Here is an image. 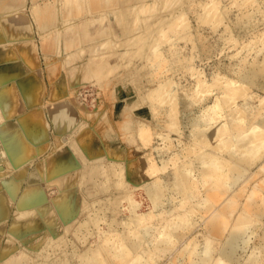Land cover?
Instances as JSON below:
<instances>
[{
	"label": "bare ground",
	"instance_id": "6f19581e",
	"mask_svg": "<svg viewBox=\"0 0 264 264\" xmlns=\"http://www.w3.org/2000/svg\"><path fill=\"white\" fill-rule=\"evenodd\" d=\"M173 1L32 0V18L26 11L27 0H0V63L2 61L13 63L0 69V178L5 177L6 174L9 176L8 181L5 177L0 189V223L8 217L9 205L18 196L21 183L26 178L28 163L35 155H39L41 146L45 142L49 143V149H51V153L43 156L44 158L38 162L37 166L35 165V169L26 178V188L17 200L18 203L14 202L23 219L22 224L15 220L9 230L20 239L39 236L34 238L29 246L23 248L13 245L12 241H5L0 246L3 264H22L35 248L56 251L63 242H66L65 245L69 246L73 255L78 257L82 264H105L103 254L113 258V264H126L124 261L126 250L139 248L146 239V232H141L138 239H128L126 231L120 235L124 239L123 245L117 244L112 247L105 243L103 252L100 250L102 247L93 248L89 243L91 235L93 237L95 231L102 230L100 225L106 214L99 213V209L106 200L109 198L111 201L126 200L131 212L132 224L138 226L151 217L161 218L163 212L158 213L155 210L164 203L162 199L165 191L172 190L174 194H180L183 197L182 200L180 199L181 206H184L186 198L189 199L191 194H194V188L197 187L201 178L199 180L195 178L194 170L197 169L191 167L190 162L178 166L176 173L171 177L164 174L169 161L165 160L162 165H158L155 157L140 153L141 147L147 145L154 134V127L150 120L143 117V108H149L155 116L159 113L155 100L170 105V112L175 111L180 105L171 82L149 85L142 97L138 96L139 93L136 98L127 97L121 106L118 101L115 102L118 97V85H126L125 78L128 71L138 73L139 67L135 65L127 68L131 60L138 58L136 62L142 64L140 66L143 68L149 60L154 59L155 55H161L160 41L163 36L160 34L163 32L159 30L160 32L157 33V29L177 25L184 29L188 26L191 28L184 8L182 9L184 12H180L182 14L173 12V8L169 11V7L174 4ZM179 1L181 0H176L175 3ZM225 17V13L220 9L219 0L207 1L204 4V12L200 14L201 20L206 23L212 19L220 22ZM28 18L30 21L27 24L23 20ZM154 25L157 27L154 28ZM34 31L39 34L42 41L43 58L41 59L39 58L40 48L34 42ZM173 39L175 43V38ZM146 49L148 53L144 52ZM151 50L154 51L151 52ZM42 63L46 66V74L43 72ZM150 72L152 74V71L146 70L143 74L147 76ZM259 72L264 73V58L255 60L251 74L246 76L253 82L255 75ZM29 73L37 74L38 80L25 81L26 77L21 79ZM137 78L133 75L128 82H136ZM196 78L197 92H207L208 88L215 83H220L221 88L224 89V94L218 95L214 103L208 106L207 112L203 113L205 114L204 124L202 120L197 122V119L191 128V134L198 147L212 145V149L202 151V163H197L195 167L201 173L200 177L203 178L201 182L206 185L205 188L208 187L205 193L208 192L209 197L206 196L213 199L215 203L220 200L221 194L222 197L226 194L222 188L233 187L234 183H238L237 181L249 171L247 163L253 161V158L256 162L255 157L263 154L261 152L264 148V118L254 127L247 128L250 132L246 134L240 132L239 135L231 136L230 138L233 139L241 137V140L233 144L230 150L232 158L225 157L219 151L221 145L225 144V138L222 137V139L219 133L226 124L216 123L217 126L213 128L211 127L213 122L209 121L223 114L238 116V110H240L238 105L231 106L229 112H222L227 97L233 94L230 87L234 81L219 75L212 82H207L202 71L197 72ZM88 85H96L100 91V101L92 108L82 102L79 97L81 89ZM46 91H48V97H45ZM176 115L178 119V113ZM238 117L236 120L240 123L247 122L243 116ZM238 121H234L233 124H238ZM46 122H50L51 126L45 129ZM108 132L114 133L118 138L125 137L128 145L123 148L122 154L116 153L115 147L107 146ZM45 135H48V138ZM180 141L182 143V140ZM131 142L136 145V148L132 147V150ZM156 149L159 150L158 147ZM63 151L69 152L67 158L56 161L54 156ZM147 168L148 175L152 178L150 182L143 181ZM149 168L152 169L150 174ZM133 171L140 176L136 181L131 179ZM161 172H164L166 176L164 180L160 175ZM213 176L217 177L216 179L221 176L222 180L219 178V182L215 181L216 179L213 182ZM257 184L260 185L259 182ZM254 190L256 188L253 189V193L256 192ZM141 191L146 194L154 213L140 211L143 203L137 200L136 196ZM54 194L55 196H52ZM170 197L177 199L175 198L177 196ZM204 199L209 200L205 197ZM244 206H249L247 211L250 213L253 211L259 217L264 215V197L262 201L246 200ZM209 207L210 205H207L204 208L208 211ZM177 208L180 209V205ZM219 208L222 216L231 217L234 211L230 201L223 203ZM175 209L176 207L172 210ZM193 209L194 207L180 209L176 216L172 213L173 216L166 217L168 220L165 221L167 223L164 229H171V233L165 236L162 230L161 239L159 238L155 245L157 251L170 249L169 246H173L176 240L175 233H178V237L183 236V232L180 233L183 225L187 224V228L192 225L190 213ZM196 211L198 210L195 208ZM170 214L171 212L168 215ZM219 216H212L207 222L208 231L216 238L223 237V227ZM85 218L89 221L84 222ZM163 220H165L164 217ZM117 222V224L128 223L124 220L121 222L117 220ZM240 223L241 217L238 216L235 224ZM89 226L91 231L87 229ZM236 226L237 228H233L232 225V231L236 228L241 232L239 230L242 228L241 224L240 228H238L239 225ZM111 227L109 229L114 232L115 229ZM0 229H2L1 225ZM236 230L226 235L223 246L219 248V258L214 260L215 264L240 262L242 256L240 252L246 249L249 239L245 237L242 239L241 233ZM262 238L264 239V231ZM220 240L223 239L218 241ZM209 243L210 245L206 244V248L201 252L190 251L191 254H196V259H192L190 264L212 259L215 251L213 252L211 247L213 243ZM83 245L86 246L83 247ZM13 249H18V252L14 253ZM214 250L217 251L216 248ZM179 252L184 255L185 246ZM43 256L49 258L51 255L43 254ZM56 257L64 259V256L60 254ZM256 258L247 259L245 264H260L259 256ZM51 264H55V261L53 260ZM143 264H149V260Z\"/></svg>",
	"mask_w": 264,
	"mask_h": 264
},
{
	"label": "rangeland",
	"instance_id": "374dc122",
	"mask_svg": "<svg viewBox=\"0 0 264 264\" xmlns=\"http://www.w3.org/2000/svg\"><path fill=\"white\" fill-rule=\"evenodd\" d=\"M175 1L176 0H174L173 1L174 4L170 6L171 8L169 7V11L173 8L174 9V10L172 9L173 12L182 14L180 12L184 8V11L186 13L185 16L187 17L188 22H190L191 28H189L188 26V28L186 27L184 29V27L177 25L174 27L171 26V27H163L161 29H157L156 30L157 33L160 31L163 32L160 34L161 36H163V39L160 41L162 43L161 45L162 51L160 52L161 55L159 56L155 55L154 59L149 60V62L146 63L147 65H145L143 68H141L142 64H138V62H136L138 58L134 59L135 61L131 60L129 67L127 68H130L131 66L134 67L135 65V67L137 68L139 67L138 73L136 71L134 72H132L131 70L128 71L127 77L125 78V80H127L126 85L123 84L124 87L122 84L118 85V93H117L118 97H116L115 102L118 101L119 105L121 106V104H123L124 102V99L127 97L136 98L138 93H139L138 96L142 97L144 93L147 92L149 85L156 83L160 84L162 82L170 84L171 82V86L176 91L175 95L178 97L177 102L179 101L178 104L180 105L177 106V109L175 111L171 110L170 112V105H168L167 103L165 105V103H159L158 100L157 101L155 100V103H157V106L159 107L157 109L159 113L155 116H153L149 108L147 107L143 108L144 110L143 117L147 120H150L151 125L154 127L153 129L154 134L152 135L151 140L148 141L149 143L141 147L140 153L142 155L144 154L145 156L155 157L158 165H162L165 160L169 161L167 170H165L164 171L165 173L164 172L163 173L166 176L168 174L171 177H173L174 174L176 173L178 166H181L182 163L190 162L191 163L190 166L191 167L193 166L194 169L195 168L197 169L194 170L195 178H197V180L201 178L196 185L199 189L197 187L194 188L193 192L195 195L192 193L191 198L192 197L193 198L192 199L189 198L190 200L186 198V201L184 200V206L183 205L181 206L182 202L180 201L182 200L183 197H181L180 194L177 193L174 194L172 190H168L167 192L165 191L162 199L163 200L162 202H164L165 204L162 203V205H160L157 208L158 210L157 209L155 210L158 213L163 212L161 218L158 219L156 217H151V219L145 221L142 225H138V226H133L132 224L131 215H130L131 212L129 210V207H127L126 200L111 201V199L109 198L106 200L102 208L99 209V213L105 212L106 214V217H104V220L103 222H101L100 225L102 230L100 231L98 229L99 227H97L98 232L95 231V233H93V235L95 234L93 237L91 235V239L89 243L93 248L102 247L100 249L102 251V249L103 250L105 249L106 246L105 243H107L112 247L117 244L123 245L124 239L120 235H123V233L126 231H127L128 239H138V236L140 235L141 232H146V239L143 240L139 248L133 250H126L125 258H124L126 264H143L146 263L147 260H149V264L150 263L151 264H190L192 259L193 260L196 259V254L195 253L191 254L190 251L197 250L198 252H201V250L206 248L205 247L206 244L210 245L209 242H211V244L213 243L211 247L213 248V252L215 251L214 253L215 257L213 256L212 259L208 261H200L198 264H215L214 262L217 260L216 258H219L218 256L219 248L223 246L222 244H224L226 235H229V233L232 231L234 227L237 228L236 225H239L238 228H240V224H241L243 228V229L242 228L239 229L241 230V232L236 230V228L233 231L236 230L240 232L241 233L240 236L242 237V239L244 237L246 239H249L248 241L249 243L246 249L240 252L242 254L241 260L244 262L240 260V262H234L231 264H236V263L245 264L246 263L245 261H247V259H250L251 257L256 258L258 256H259L258 260L260 261V264L261 263L263 264L264 239L262 237L264 231V215L259 217L256 214H254L253 211H251V213L248 212L249 206L248 207L244 206V203L246 202V200L254 201L256 199L262 201V198L264 197L263 195L264 194V184H263L264 183L263 181L264 180V151H263L264 148L261 152L263 154L255 157V159L257 158L256 162L254 158L253 161H251L253 165L251 164V162L247 163L248 164L247 168L249 171L246 172L247 174L244 175L243 178H240L239 181H237L238 182L236 183L237 186L235 183H234L235 185L233 184V187L224 186V188L227 187V189L230 187L228 189L229 191L227 189L222 188L223 190H225L226 194H224L223 197L221 194L222 199L220 198L221 201L220 200L216 201L218 202L217 204L216 202L214 203L213 199L211 200V198H208L209 197L208 192L205 193L208 190V187L205 188L206 185L201 182L203 178L200 177L201 173L199 172L198 168L195 167L197 166L196 165L197 163L200 164L202 163L201 161L202 160L201 154L203 153L202 151H204L205 149L206 150L212 149V145L210 144L211 146L208 145L203 148L198 147V145L195 144L196 143V141L194 140L195 138L191 134V130H192L191 128L197 119H198L197 122L202 120L201 122H203L204 124L205 118L203 119V117L205 114L203 115V113L207 112V109H209L208 106L214 103L218 95L224 94V89L221 88L220 83H215V85L210 86L209 88L207 87L208 88L207 92L206 91L197 92L196 74L198 71L203 72L204 79L207 82H212L214 78L219 75L226 76L227 78L234 81V84L231 85L230 87L233 94L227 97L226 101L223 104L224 109L222 110V112L224 111L229 112V108L231 106L238 105L239 106L238 109H240L238 111L239 113H241V114L238 113V116L239 117L243 116L247 121V122L243 121L245 123H240L238 120H236L238 116L234 115L232 117L230 115L227 116L226 114H223L221 117L219 116L218 118L209 121V122H213V125L211 126L213 128L217 126L215 125L216 123L226 124V127L222 129L221 132L219 133L220 134L219 136L221 138L222 137L225 138L224 140L225 144L222 143L224 145H221V148H219V151H221V153L224 154L225 157L232 158V154L230 153V150L233 144L241 140V137L239 138L235 137L234 139L230 137L235 136L240 132L242 134H246L250 132V129L247 128H252V126L254 127V125L258 121H261L264 118V73L259 72L257 75H255L253 82L252 80L250 81V79L247 78L246 76V74L249 75L251 74L252 64L255 62V60L256 61L262 60L264 58V0H250V1L249 0L248 1L219 0L220 9L223 11V13H225L226 17L220 22H217L215 21V19H212V21L210 20L211 22L208 21L209 23L203 22L200 18V14L204 12V4L207 3V1L210 2L211 0H205V1L181 0L178 3L177 2L175 3ZM31 4H32V0H27L28 6L26 11L30 14V16L32 14ZM181 4L183 5L181 6ZM175 7H179L181 9L179 8L177 9ZM23 21L27 22L28 24L30 19L28 18V20H23ZM155 27L157 26L154 25V28ZM173 38H175V43ZM34 42L40 48L39 58L41 59L43 58L42 49H41L42 41L39 34L35 31H34ZM170 49L171 51H169ZM152 51L154 50H151V52ZM144 52L148 53V49H146V51ZM151 54H156V53H151ZM128 56H130V53H128ZM163 57H165L167 61ZM185 58L187 59L189 58V59L187 60ZM43 64L44 63H42V67L44 68L43 72H45L46 74V66H44L45 64L44 65ZM146 70L152 71V74L150 72L149 74L145 73L147 74V76L144 75L143 72H146ZM142 74L144 75V77H142L143 76ZM133 75L134 77L137 76L138 77L137 79L140 80V82H137L138 80L136 82L134 81L135 83L132 81L128 82L129 78ZM98 90L99 89L96 85L93 86L88 85L87 87L82 88L79 95L80 100L86 103L89 107L91 108L94 107L95 104L100 101L99 99L100 91ZM92 102L94 105L92 104ZM160 106L161 107L163 106V108H161ZM177 113L178 116L180 117V118L178 117V119L176 115ZM235 116L236 118H234ZM234 121L235 122L238 121L237 122L238 124L236 125L233 124ZM246 129L247 131H245ZM179 134L183 135V136L181 135L182 139L179 138L180 136ZM108 135L109 137L108 140L106 141L107 146L115 147L114 149L116 153L122 154L123 148L128 145L127 142L125 141V137L118 138L112 132H108ZM205 135L207 136V134ZM50 139L52 142L53 141L52 135L50 136ZM180 140H182V143ZM130 144H132L131 146L129 145L131 150L132 147L136 148L135 143L131 142ZM49 147L50 145L47 142L42 144L40 149L41 152L39 153V155L38 154L35 155L32 161L28 163V165L26 166V176H25L26 178L28 177L30 172L33 169H35V165L37 166L38 162H40L46 155L51 153V149H49ZM157 147L159 148V150L156 149ZM68 155H69L68 151H63L62 153H57L54 156V159H56V161H59L62 160V158L63 159L67 158ZM224 169H226V167H224ZM145 171H147V173L145 172L146 174L143 181L150 182L152 178L150 177V175H148V168L145 169ZM131 173H132L131 175H133V177H131L133 181H136L140 178V176L137 175L138 173H135L134 171ZM150 173H152V169L149 168V174ZM161 173L160 175L162 176V180H164L166 176L163 173L162 174ZM7 176L8 174L5 175L6 179L5 177L0 178L2 185L4 179L5 180L9 179V176L8 177ZM26 178L21 183L20 192L18 193L17 200L20 199L21 195L23 194L26 188L27 185ZM213 178L212 181L214 182V180L217 177L213 176ZM219 178L222 180V177L218 176V179H216L215 181L219 182L220 181ZM260 181H262L263 183L261 182L262 183L261 184ZM258 182L260 184L259 186L257 184ZM254 188H256V190H254L256 191L255 193L252 192ZM52 196H55V194ZM167 196L169 198H166ZM170 196L172 197L177 196L175 197L177 199L175 200ZM204 197L206 198V200L207 199L209 200L205 201ZM136 198L137 200H140L143 203V206L141 207L142 209L140 211H146V212L149 211L150 213L155 212L154 209L151 208L150 202L148 201L147 196L143 191L139 192ZM171 199L173 200L171 201ZM229 201L231 202V204H233L234 211L232 212L231 217L223 215L225 217V220H223L224 217L222 216L219 207L223 203ZM179 205L181 207L180 209H187V208L191 209L192 207H194L192 213H190L191 214L190 221L192 222V225L189 228H187L188 226L187 224L183 225V229L180 231L181 234L183 232V236L178 237L177 236L178 233L174 234L176 235V240L174 241L173 246H169L170 249L166 248L164 250L157 251L155 249L156 247L155 245L158 242V239L159 238L161 239L162 230L165 236H168L171 233V229L170 230L164 229L167 223L165 221L166 219L168 220V218L166 217L171 216L172 213L175 214L176 216V214L180 210L179 208H177L179 207ZM207 205H210L208 211L204 208ZM175 207L176 209L172 210ZM195 208L198 211L195 212ZM168 211L169 213L171 212L170 215H168L169 214ZM215 212L218 214H216ZM215 214L220 215L219 217L221 219L222 227H223L222 229L223 237L216 238L215 235H214L215 237H213V235L207 229L208 220H210L212 216H216ZM238 216L241 217V223L235 224ZM163 217L165 218V220H163ZM15 220H17L19 224H22L21 220L23 219L21 217L20 212L18 211L16 204L11 203V210L9 211L8 217L4 220V222H2V224H0L2 228L0 229L1 231L0 246L3 245L5 241H12L13 245L16 244L22 248L25 246L27 247L30 245V243L34 238L39 236V235H34L33 237H27L25 239L17 238L13 233L9 231L12 226V222H14ZM117 220L119 222L124 220L128 223L117 224L118 223ZM88 221H89L88 218H85L84 222H88ZM232 225L233 228H231ZM259 225L261 227H259ZM131 226L133 227L131 228ZM110 227L112 229H115L114 232L113 230L111 231L109 229ZM87 229L91 231L90 226L87 227ZM211 239H213L215 243ZM219 239H223V240L218 241ZM207 241L209 242L207 243ZM68 242L71 243L70 240H68ZM218 243L219 245H217ZM65 244L66 242L61 243L56 251H51V252L48 250H39L36 248L32 252L31 250H29L31 252L30 257L25 258L22 264H51L53 260L55 261V264H82L81 260H79L78 257L74 256L69 246ZM86 245H83V247ZM184 246H185V253L183 255L180 254L179 251L183 250ZM214 248H216L217 251L214 250ZM13 252L14 253L18 252V249H13ZM43 254H49L51 256L49 258H44ZM58 254L64 256V259L62 258L59 259L58 257H56ZM243 256L246 257L247 259H245ZM42 259H44L43 260L44 262L41 261ZM103 259L105 264H113V258L109 257L108 255L103 254ZM0 264H3L1 256H0ZM226 264H230V263L227 262Z\"/></svg>",
	"mask_w": 264,
	"mask_h": 264
},
{
	"label": "crops",
	"instance_id": "0c3cea01",
	"mask_svg": "<svg viewBox=\"0 0 264 264\" xmlns=\"http://www.w3.org/2000/svg\"><path fill=\"white\" fill-rule=\"evenodd\" d=\"M13 63H12V61H9V62H6V61H2L1 63H0V69H2V68H6L7 66H10V65H12ZM34 76V77H33ZM38 75L37 74H34V73H29V74H27V75H24L21 79L23 80L25 77V81H28V80H30V79H33V80H35V81H37L38 80V78L39 77H37ZM46 83H48V82H46ZM45 94V97H48V91H46V93H44ZM51 126V124H50V122H46V124L44 125V128L46 129L47 127H50ZM46 131V130H45ZM50 131V130H49ZM45 137L46 138H48V135H45ZM2 188V182H1V179H0V189ZM19 192H20V190H19ZM18 192V193H19ZM15 201H17V197H16V200ZM15 201H13V203L12 204H15L14 202ZM17 203H18V201H17ZM11 210V203H10V205H9V211ZM4 222V221H3ZM2 223V222H1ZM0 223V224H1Z\"/></svg>",
	"mask_w": 264,
	"mask_h": 264
}]
</instances>
